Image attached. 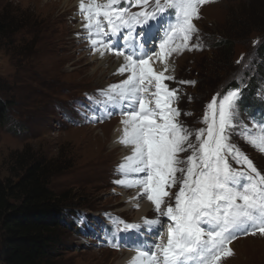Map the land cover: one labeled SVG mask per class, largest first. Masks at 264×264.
Masks as SVG:
<instances>
[{
    "label": "rangeland",
    "instance_id": "obj_1",
    "mask_svg": "<svg viewBox=\"0 0 264 264\" xmlns=\"http://www.w3.org/2000/svg\"><path fill=\"white\" fill-rule=\"evenodd\" d=\"M65 1L0 0V8L11 5L16 16L27 14L25 24L31 22L16 31L12 39L0 40L1 94L13 102L9 121L0 123V179L15 178L19 172L17 159L24 151L52 160L60 171L52 178L51 188L57 193L68 192L71 204L76 205L67 212L77 228H64L58 264H119L130 250L133 252L137 237L134 234L125 241L128 233H120L116 239L121 247H111L113 220L139 222L138 209L129 206V196L136 190L114 183L122 178L116 168L129 153L127 147L116 142L121 116L117 112L93 122L84 114L93 115L91 109L96 107L90 97L101 99L98 90L124 77L109 73V64L92 60L94 54L84 38L78 3ZM263 4L264 0H211L202 6L195 23L204 47L175 56L171 74L176 79L166 81L170 88L180 89L176 106L181 110L180 120L189 129L205 126L201 120L214 95L235 88L242 89L241 119L249 128L264 116V19L244 27L246 38L236 40L229 62L217 56L216 47L228 39L232 29L242 26L245 12ZM258 43L262 45L257 58ZM241 57L243 60L237 63ZM182 80L196 83L181 85ZM231 139L264 173V153L237 134ZM155 216L153 207L145 215ZM259 237L238 236L231 243L236 245H230L234 254L222 264H264ZM250 239L256 242L258 252L246 248Z\"/></svg>",
    "mask_w": 264,
    "mask_h": 264
},
{
    "label": "snow or ice",
    "instance_id": "obj_2",
    "mask_svg": "<svg viewBox=\"0 0 264 264\" xmlns=\"http://www.w3.org/2000/svg\"><path fill=\"white\" fill-rule=\"evenodd\" d=\"M209 2L78 0L93 54L115 56L121 61L115 74L124 77L98 90L101 99L89 98L96 107L85 119L120 114L116 142L130 153L114 183L137 189L131 199L146 198L156 213L140 222L113 220L111 247H121L120 233L137 237L128 264H222L238 236L264 237V173L231 139L237 134L264 153V116L249 128L241 119L242 89L235 88L214 95L201 120L205 126L189 129L176 106L180 89L166 83L176 79L175 56L204 47L195 21Z\"/></svg>",
    "mask_w": 264,
    "mask_h": 264
},
{
    "label": "trees",
    "instance_id": "obj_3",
    "mask_svg": "<svg viewBox=\"0 0 264 264\" xmlns=\"http://www.w3.org/2000/svg\"><path fill=\"white\" fill-rule=\"evenodd\" d=\"M11 7L0 8V40L12 39L16 31L31 24H25L26 13L16 16ZM260 18L264 19V4L244 13L242 26L232 29L228 39L217 44V56L229 62L236 40L246 38L244 27ZM261 45H256L257 58ZM3 89L0 85L2 125L9 121L8 112L13 105L10 99L2 97ZM17 163L19 172L15 178L0 179V264H58L64 228H77L67 215V209H74L76 205L71 204L68 192L57 193L51 188L52 178L60 171L52 160L24 151Z\"/></svg>",
    "mask_w": 264,
    "mask_h": 264
},
{
    "label": "bare ground",
    "instance_id": "obj_4",
    "mask_svg": "<svg viewBox=\"0 0 264 264\" xmlns=\"http://www.w3.org/2000/svg\"><path fill=\"white\" fill-rule=\"evenodd\" d=\"M73 2V0H67V1H65V3H72ZM76 4L78 3V0H75L74 1ZM155 44L157 45V47H158V41H156L155 42ZM153 50H156V49H153ZM92 60H94V61H97V62H99V65H102V64H109V70H108V72L109 73H111V74H113L114 76H118V77H120L119 75H117V74H115V70L119 67V63L121 62V61H119V60H117V58L115 57V56H113V55H105L104 57H100L98 54H94L93 55V58H92ZM156 68L157 69H159L160 68V65H159V63H157L156 64ZM100 79V78H99ZM119 128H120V124L116 127V136H118V134H119ZM128 151H129V153H130V149L128 148ZM128 153V154H129ZM125 154V153H124ZM136 190V192H137V189H135ZM136 192H134V195L132 196H129V198H131V197H134L135 195H136ZM128 198V199H129ZM131 202H129V206H134V204H136V203H139L140 204V207L138 208V211H137V220L140 222L141 221V218L142 217H145V215L147 214V212L149 211V210H151V208L153 207L152 205H151V203L149 202V201H147V199L146 198H140L139 200H130ZM134 235V233H128V235H126L125 234V236H128V237H132ZM251 238H253V237H251ZM262 241H263V243H262V247L264 248V238L263 237H259ZM154 239V238H153ZM128 241H130L129 239H128ZM236 245V243H234V244H231V247H234ZM257 246H256V242H254V239H250V242H249V246L248 247H246L247 249H250V248H253V249H255ZM245 248V249H246ZM256 250V249H255ZM250 251L251 250H249L247 253H245V254H249L250 253ZM256 252H258V250H256ZM263 252V251H262ZM262 252L261 253H259V255H261L262 254ZM134 255V253L130 250V252L123 258V260H121L120 262H119V264H128V261H129V259L131 258V256H133Z\"/></svg>",
    "mask_w": 264,
    "mask_h": 264
}]
</instances>
